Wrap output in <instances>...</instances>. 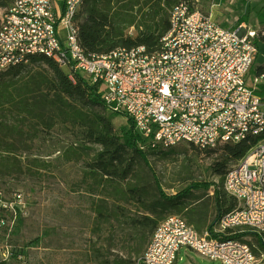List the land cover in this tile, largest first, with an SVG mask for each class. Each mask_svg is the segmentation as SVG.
I'll return each mask as SVG.
<instances>
[{"label": "built area", "instance_id": "1", "mask_svg": "<svg viewBox=\"0 0 264 264\" xmlns=\"http://www.w3.org/2000/svg\"><path fill=\"white\" fill-rule=\"evenodd\" d=\"M82 1L13 0L0 20V69L45 55L69 67L73 79L86 72L108 112L131 121L144 151L260 137L225 174L224 189L236 206L212 231L168 214L132 263L175 264L184 248L222 264H256L252 246L235 235L264 234V97L248 81L259 52L257 31L245 23L221 25L182 0L158 50L117 47L88 55L74 23ZM261 80L264 73L255 77L256 84ZM25 209L22 191L0 189V228L11 230Z\"/></svg>", "mask_w": 264, "mask_h": 264}, {"label": "trees", "instance_id": "2", "mask_svg": "<svg viewBox=\"0 0 264 264\" xmlns=\"http://www.w3.org/2000/svg\"><path fill=\"white\" fill-rule=\"evenodd\" d=\"M180 1L83 0L74 17L79 43L88 55L105 54L117 47L145 46L156 51L170 28L171 11ZM10 2L0 0V8L6 9ZM263 72L264 68L256 67L255 73ZM71 74L69 67L45 55H31L28 62L0 69V179L37 176L56 162H82L81 182L93 196L98 230L117 222L128 227L137 241L128 251L134 259L116 255L112 264L134 263L168 214H183L204 232L212 231L236 206L234 197L224 189L225 174L260 137L217 147L192 145L217 154L212 165L217 181H192L169 194L151 171L148 156L173 149H140L130 120L129 129L117 133L113 120L118 115L108 112L97 85L78 73L73 79ZM56 129L70 131L71 141L56 159H46L36 151V140ZM131 204L135 211L128 207ZM114 236L110 248H114ZM258 241L264 249L263 239Z\"/></svg>", "mask_w": 264, "mask_h": 264}, {"label": "rangeland", "instance_id": "3", "mask_svg": "<svg viewBox=\"0 0 264 264\" xmlns=\"http://www.w3.org/2000/svg\"><path fill=\"white\" fill-rule=\"evenodd\" d=\"M190 1L221 25L245 23L257 31L259 39L264 35V18L261 15L264 14L261 10L264 0ZM12 3L13 0L10 5ZM4 10L0 8V20ZM263 53L264 48L259 49L250 78L256 67L264 65ZM81 72L86 78V72ZM249 83L252 84L250 80ZM257 91L264 96V84L258 85ZM113 123L119 134L129 129V122L122 115L115 117ZM70 141V131L56 129L36 140V151L46 159H56ZM168 149L173 150L167 154L149 155L148 163L169 194L180 191L192 181H217L212 169L217 154L193 148L187 143L164 150ZM48 153L51 155H46ZM41 173L33 177L0 179V189L5 192L22 191L26 200V209L16 225L11 230L0 228V264H112L116 255L135 258L128 251L137 246V241L132 238L128 227L115 222L114 227L104 225L101 231L98 230L92 210L93 196L88 191L89 186L81 182L82 162H56L50 170ZM128 207L136 210L132 204ZM113 233L114 248H110ZM243 237L256 254V264H264V249L258 241L262 238L264 242V234L250 232ZM7 248L10 254L5 256ZM185 250L181 249L176 264H222L199 256L190 249L186 254Z\"/></svg>", "mask_w": 264, "mask_h": 264}, {"label": "crops", "instance_id": "4", "mask_svg": "<svg viewBox=\"0 0 264 264\" xmlns=\"http://www.w3.org/2000/svg\"><path fill=\"white\" fill-rule=\"evenodd\" d=\"M261 10H264V3H263V5H262V7H261ZM262 15V19L264 18V14L262 13L261 14ZM263 21H264V19H263ZM234 26V25H233ZM227 27H231V26H227ZM258 47H259V49H263L264 48V35H263V37L261 38V39H259L258 40ZM264 54V53H263ZM258 67H261V68H264V65H259ZM251 72H252V69H251ZM250 72V73H251ZM264 73V72H263ZM258 75H260V74H258V73H255L254 75H253V77L252 78H250V77H248V81L250 80L251 82H252V84L251 85H255L256 86V89H257V87H258V85H261V84H264V80H261L260 82H258L257 84H256V82H255V77H257ZM250 76V75H249ZM263 86V85H262ZM257 93H258V91H257ZM260 94V93H259ZM261 95V94H260ZM262 96V95H261ZM262 97H264V96H262ZM185 253L186 254H188V251L187 250H185ZM182 258V257H181ZM179 261V260H178ZM177 261V262H178ZM176 262V263H177ZM175 263V264H176ZM188 264H193L192 262H190V263H188ZM195 264V263H194Z\"/></svg>", "mask_w": 264, "mask_h": 264}]
</instances>
